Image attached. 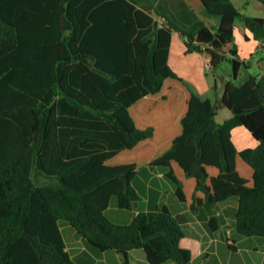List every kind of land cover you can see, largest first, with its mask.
Masks as SVG:
<instances>
[{"label": "trees", "instance_id": "obj_1", "mask_svg": "<svg viewBox=\"0 0 264 264\" xmlns=\"http://www.w3.org/2000/svg\"><path fill=\"white\" fill-rule=\"evenodd\" d=\"M164 1L0 0V264H76L59 220L91 246L117 250L125 264L136 248L151 264H192L181 246L184 229L166 205L129 223L106 214L113 198L126 210L139 199L138 166L111 160L153 137L152 128L137 127L130 108L183 81L168 61L175 31L187 51L210 57L217 91L223 71L231 75L216 103L189 89L179 132L152 164L168 167L184 201L176 162L205 195H194V204L210 212L238 196V233L264 237V73L239 81L249 64L235 44L237 20L263 44L264 17L245 14L232 0H201L212 25L189 8L166 12ZM216 107L231 112L222 124ZM238 126L259 144L238 150ZM239 160L251 177L240 174ZM209 226L218 228L216 216Z\"/></svg>", "mask_w": 264, "mask_h": 264}, {"label": "crops", "instance_id": "obj_2", "mask_svg": "<svg viewBox=\"0 0 264 264\" xmlns=\"http://www.w3.org/2000/svg\"><path fill=\"white\" fill-rule=\"evenodd\" d=\"M232 1L245 14L264 17V4L259 0ZM181 2L183 5L179 0H166L162 2L163 9L178 15V13L185 14L189 8L208 24L215 25L216 21L205 15L201 0H182ZM255 11L259 14H253ZM178 19L180 21L181 18ZM237 26H239V32ZM185 40L178 31L172 34L168 58L170 66L182 77V83H167L162 93L145 96L130 108L137 127L152 128L153 137L141 142L133 149L121 151L111 160L112 164L135 163L138 166V163H143L148 168L144 172L147 175L144 190H141L140 184L136 182V176L140 173L138 167L133 185L140 197L133 208L121 209L113 198L106 214L116 223H129L141 211L155 210L166 205L184 229L185 236L181 239V246L191 251L192 264H264V237L243 236L236 229L238 196L233 195L218 202L210 212L206 206L194 204V195L199 198H205V195L196 191L194 179L187 177L176 162H173L172 168L183 186L186 196L184 201L180 200L176 194L177 185L166 176L168 167L152 164V160L171 145L179 132V119L185 110L189 89L202 99H211L214 103L221 97V92L215 88V76L211 70L206 69L210 73H205L204 64L208 55L199 51H187ZM235 44L238 47L239 57L249 64L239 77V81H242L247 74H257L251 71L252 61L254 55L264 52V43H259L240 21L236 24ZM257 63L261 71L258 74H263L264 55L259 57ZM218 92L220 95L217 94ZM148 98H156L162 102L153 104L151 108L143 106ZM222 109L218 110L219 113L225 119L229 118L231 115L226 114ZM242 127L244 126H238L232 130V140L236 148L243 150L256 147L259 142L251 132V135L247 133L249 131L247 128L244 127L248 130L245 131ZM128 153L131 157L124 159V162L117 161V157L124 154L128 156ZM209 171L211 175L218 174V170L213 167H210ZM238 171L245 177H251V172L241 160L238 161ZM143 198L146 200L142 204ZM211 216H216L218 219L216 229L209 226ZM58 225L65 242V250L76 264H125L124 257L117 250L101 251L91 246L68 222L59 220ZM128 264L151 263L147 260L145 251L142 248H136L130 251ZM165 264H171V262Z\"/></svg>", "mask_w": 264, "mask_h": 264}, {"label": "rangeland", "instance_id": "obj_3", "mask_svg": "<svg viewBox=\"0 0 264 264\" xmlns=\"http://www.w3.org/2000/svg\"><path fill=\"white\" fill-rule=\"evenodd\" d=\"M253 14H259L258 12L255 11V13ZM241 20H237L236 24L239 23ZM239 26H237V29H238ZM238 32H239V29H238ZM240 44V43H239ZM241 46V45H240ZM264 55V52H260L258 53L257 55H254L253 57V61H252V68H251V71L252 72H255V73H259L261 72L260 71V67L258 66V60H259V57L260 56H263ZM204 69H205V73L206 74H209L210 72H207V68L205 67V64H204ZM207 69V70H206ZM218 95H220V92L217 93ZM162 102V101H161ZM160 100H156V98H148L147 100H145L143 106H147V107H152L153 104H160L161 103ZM223 112H225L226 114H230L231 115V112L228 108L226 107H223L222 109ZM244 130L245 128L242 127ZM245 131H248V130H245ZM247 133L250 134V132L248 131ZM251 135V134H250ZM130 156V154L128 153V156L126 154H124L123 156H119L117 157V161L119 162H124V159H128V157ZM131 157V156H130ZM138 167L140 168V173L136 176V182L138 184H140V187H141V190H144V186H145V180L147 179V175L146 173H144L145 171H147L148 168H146V166L143 165V163H138ZM41 183H44V179L41 180ZM140 197V196H139ZM144 197H146V195L144 194ZM146 199H142V204L144 203ZM141 205V204H140ZM112 213V211H111ZM111 217H113L114 215H110Z\"/></svg>", "mask_w": 264, "mask_h": 264}, {"label": "water", "instance_id": "obj_4", "mask_svg": "<svg viewBox=\"0 0 264 264\" xmlns=\"http://www.w3.org/2000/svg\"><path fill=\"white\" fill-rule=\"evenodd\" d=\"M231 75V72L228 69H225L223 73L218 77V80L221 82V85L219 87V91L222 93L224 91V88L226 86L225 80L227 77ZM216 114H215V120L217 123H224L225 118L219 113L218 108H215Z\"/></svg>", "mask_w": 264, "mask_h": 264}, {"label": "built area", "instance_id": "obj_5", "mask_svg": "<svg viewBox=\"0 0 264 264\" xmlns=\"http://www.w3.org/2000/svg\"><path fill=\"white\" fill-rule=\"evenodd\" d=\"M205 67H206L208 70L211 69V62H210V57H209V56H207V61H206V63H205Z\"/></svg>", "mask_w": 264, "mask_h": 264}]
</instances>
